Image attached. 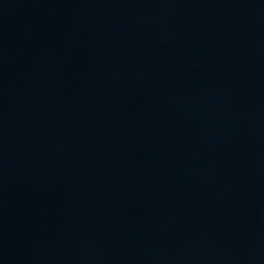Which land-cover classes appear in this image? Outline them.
Masks as SVG:
<instances>
[{
    "label": "water",
    "instance_id": "1",
    "mask_svg": "<svg viewBox=\"0 0 264 264\" xmlns=\"http://www.w3.org/2000/svg\"><path fill=\"white\" fill-rule=\"evenodd\" d=\"M0 264H264V0H0Z\"/></svg>",
    "mask_w": 264,
    "mask_h": 264
}]
</instances>
